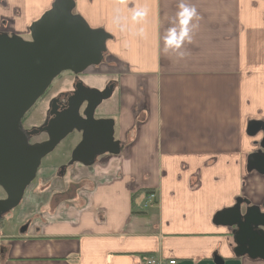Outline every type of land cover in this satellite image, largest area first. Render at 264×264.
<instances>
[{
	"label": "crops",
	"instance_id": "obj_1",
	"mask_svg": "<svg viewBox=\"0 0 264 264\" xmlns=\"http://www.w3.org/2000/svg\"><path fill=\"white\" fill-rule=\"evenodd\" d=\"M53 2L0 0V33L29 35ZM73 2L110 40L102 63L59 91L74 78L113 84L95 117L114 121L121 150L63 174L42 167L0 227V264H264L237 257L234 228L213 222L237 201L264 212V174L248 164L262 135L247 134L264 124V0ZM181 3L197 11L183 56L164 51ZM133 10L147 15L133 23Z\"/></svg>",
	"mask_w": 264,
	"mask_h": 264
},
{
	"label": "water",
	"instance_id": "obj_2",
	"mask_svg": "<svg viewBox=\"0 0 264 264\" xmlns=\"http://www.w3.org/2000/svg\"><path fill=\"white\" fill-rule=\"evenodd\" d=\"M74 10L73 0H54L29 26V39L0 33V188L5 194L0 199V221L20 205L42 159L71 133L77 132L81 139L68 165L90 167L100 156L118 155L121 150L114 138V121L95 117L102 102L111 97L113 84L98 90L78 80L61 113L47 115L41 126L23 127V118L55 78L64 72L78 77L104 59L110 36L91 28ZM41 134L47 135L46 141L30 142ZM247 134L262 135L261 152L251 155L248 164L264 174V124L251 122ZM65 169L60 170L64 173ZM213 222L234 228L237 257L264 261V212L259 208L243 207L237 201L232 208L218 212ZM214 262L223 264L217 257Z\"/></svg>",
	"mask_w": 264,
	"mask_h": 264
},
{
	"label": "rangeland",
	"instance_id": "obj_3",
	"mask_svg": "<svg viewBox=\"0 0 264 264\" xmlns=\"http://www.w3.org/2000/svg\"><path fill=\"white\" fill-rule=\"evenodd\" d=\"M23 38L29 39V35H27ZM69 76H71L70 73L64 72V73L60 74L57 78H55L50 85V91H51L50 94H54L56 90H57V93H60L61 91H59V90H61V88H63L62 86H64L63 81L68 80V78H70ZM41 110H42V105H41V102L39 101L29 111V113L27 115H25V117L23 118L22 124H23V127L25 129H27V128L29 129L31 127H37L43 123L45 115H41V112H42ZM30 114H33V115H30ZM40 139H43V135L39 136L36 140H40ZM32 141H34V139ZM79 141H80V136L77 132H73L70 135H68L56 147V149L52 153H50L44 159H42L41 165H40L38 171L42 167L45 168V167H49V166H56V167L60 166L59 172H60V174H63L60 169L62 167H64L65 165H63V164H65L70 159L71 153ZM41 170H43V169H41ZM56 172L58 174V169ZM4 197H5V194H4L3 190L0 188V199H3ZM15 211L16 210L13 209L11 212H9L7 215H5L2 218V223H3L5 228L9 227L12 224V217H13Z\"/></svg>",
	"mask_w": 264,
	"mask_h": 264
},
{
	"label": "clouds",
	"instance_id": "obj_4",
	"mask_svg": "<svg viewBox=\"0 0 264 264\" xmlns=\"http://www.w3.org/2000/svg\"><path fill=\"white\" fill-rule=\"evenodd\" d=\"M179 7L180 10L177 13L178 27L168 29L167 35L164 38V51L165 53L169 51L178 52L180 56H183L184 53L179 50L185 41L191 43L190 33L192 28L190 27V23L197 16V11L194 7H189L185 3H181ZM146 15V10H133L131 20L133 23H139ZM140 33H143V29H140Z\"/></svg>",
	"mask_w": 264,
	"mask_h": 264
},
{
	"label": "flooded vegetation",
	"instance_id": "obj_5",
	"mask_svg": "<svg viewBox=\"0 0 264 264\" xmlns=\"http://www.w3.org/2000/svg\"><path fill=\"white\" fill-rule=\"evenodd\" d=\"M70 75H71V77H73L72 74H70ZM77 81H78V79L74 78L73 82H72L71 89L69 91H61L60 93H57V90H56L54 94H50L51 91H50V86H49V88L45 91V93L37 100L35 105L40 101L41 105H42L41 115H45L43 123L45 122L47 115H57V113H61L63 111V105H65L68 97L73 93V91H74L73 86ZM57 98H59L58 101H57ZM28 113L29 112H27V114ZM80 113H82V112H80ZM30 115H33V114H30ZM41 135H43V139L36 140ZM41 135H39L38 137L32 138L30 140V142L31 143H38V142L46 141L48 138L47 135L46 134H41ZM79 136H80V134H79ZM33 139H34V141H32ZM80 139H81V136H80ZM69 161H70V159L66 162V165H65L66 167L69 166V165H67L69 163Z\"/></svg>",
	"mask_w": 264,
	"mask_h": 264
},
{
	"label": "built area",
	"instance_id": "obj_6",
	"mask_svg": "<svg viewBox=\"0 0 264 264\" xmlns=\"http://www.w3.org/2000/svg\"><path fill=\"white\" fill-rule=\"evenodd\" d=\"M153 195H149L148 200H152ZM143 264H175L174 260L163 261L161 259L154 258L152 256H145L143 258Z\"/></svg>",
	"mask_w": 264,
	"mask_h": 264
},
{
	"label": "trees",
	"instance_id": "obj_7",
	"mask_svg": "<svg viewBox=\"0 0 264 264\" xmlns=\"http://www.w3.org/2000/svg\"><path fill=\"white\" fill-rule=\"evenodd\" d=\"M75 13V11H74ZM23 121V120H22ZM0 227L2 228L3 227V223H2V220L0 221Z\"/></svg>",
	"mask_w": 264,
	"mask_h": 264
}]
</instances>
